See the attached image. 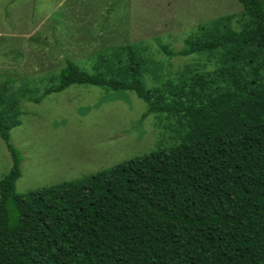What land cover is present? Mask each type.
<instances>
[{"label":"trees","instance_id":"obj_1","mask_svg":"<svg viewBox=\"0 0 264 264\" xmlns=\"http://www.w3.org/2000/svg\"><path fill=\"white\" fill-rule=\"evenodd\" d=\"M235 1L238 30L233 17L212 21L178 54L213 58L212 73L148 90L144 75L157 80L156 69L125 46L100 56L94 74L66 60L44 92L134 93L142 118H178L173 147L18 195L22 157L9 134L19 122L0 111L11 160L0 180V264H264V0Z\"/></svg>","mask_w":264,"mask_h":264},{"label":"rangeland","instance_id":"obj_2","mask_svg":"<svg viewBox=\"0 0 264 264\" xmlns=\"http://www.w3.org/2000/svg\"><path fill=\"white\" fill-rule=\"evenodd\" d=\"M242 11L235 0H0V111L19 122L9 134L22 157L16 194L168 149L183 132L177 117L142 118L146 105L131 92L70 86L44 96L59 84L66 60L94 74L100 56L131 46L156 69L157 80L144 75L145 87L165 90L182 76L215 70L213 58L178 54L212 21L233 17L238 30ZM10 168L0 139V180Z\"/></svg>","mask_w":264,"mask_h":264}]
</instances>
